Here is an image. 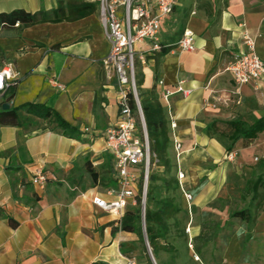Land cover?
<instances>
[{"label":"crops","instance_id":"0c3cea01","mask_svg":"<svg viewBox=\"0 0 264 264\" xmlns=\"http://www.w3.org/2000/svg\"><path fill=\"white\" fill-rule=\"evenodd\" d=\"M218 2L211 16L192 13L185 21L175 8L162 23L161 43L173 45L184 25V31L195 36V50L150 53L139 72L144 77L141 91L155 90L166 110L171 157L177 158L175 142L182 146L184 193L193 198L190 206L182 196L183 209L190 206L193 212V207H201L214 220L228 210V200L242 205L248 181L264 176V132L250 143L239 141L232 153L207 132L215 121L224 129V123L233 120L253 125L264 119V80L239 86L228 71L234 55L247 51L245 36L254 40L264 61V0ZM56 7L57 0H0V14ZM57 44L60 48L53 49ZM110 51L99 12L74 23L37 25L21 34L0 30V70L10 67L14 76L0 93V113L28 103L44 104L80 134V139L69 138L42 121L30 129L0 123V264H126L131 256L123 253L122 245H139L136 235L122 231L119 218L92 202L93 196L112 201L108 191L118 187L104 137L119 121L117 82L104 66ZM179 88L192 93L185 97ZM38 169L49 178L43 189L32 183ZM263 215L251 242L257 241ZM241 224L240 240H234L222 259L203 255L206 263L257 261L244 254L248 230L245 222ZM182 227L188 240L175 238L161 245L175 248L172 264H199L194 237L201 226L189 220ZM161 253L155 260L168 264L160 263Z\"/></svg>","mask_w":264,"mask_h":264},{"label":"built area","instance_id":"2783aa9c","mask_svg":"<svg viewBox=\"0 0 264 264\" xmlns=\"http://www.w3.org/2000/svg\"><path fill=\"white\" fill-rule=\"evenodd\" d=\"M99 2L100 21L111 44V51L104 61V66L110 71L109 74L112 73L113 76L110 78H115L118 87L119 121L104 133L106 149L114 158L118 187L108 191V195L113 197L112 201L93 196L92 202L98 208L122 220L128 206L136 205L134 198L139 190L140 181L143 180L141 208L142 226L145 230L151 152L138 94L135 63L138 61L144 65L146 55L161 52L164 47L160 38L162 23L173 14L177 0H100ZM244 43L247 51L235 54L233 63L228 68L234 82L239 86L264 80V61L256 53L254 40L245 36ZM165 48H174L182 53L193 52L195 36L192 31L185 30L177 43ZM13 77L10 67L0 70V93L11 86ZM52 84L64 90V86L54 81ZM178 91L185 97L192 93L183 88H179ZM131 96L135 99L137 114L132 108ZM172 128L175 129V125H172ZM90 130L85 128L84 132L89 133ZM181 148V144L175 142L178 162ZM184 177L179 171L180 183ZM48 181L49 178L42 169L36 170L32 180L35 186L43 189ZM185 198L189 203L192 201V196L189 194H185ZM126 264H138V262L134 258H129Z\"/></svg>","mask_w":264,"mask_h":264},{"label":"trees","instance_id":"16d2710c","mask_svg":"<svg viewBox=\"0 0 264 264\" xmlns=\"http://www.w3.org/2000/svg\"><path fill=\"white\" fill-rule=\"evenodd\" d=\"M99 7V1L92 2L88 0H57V7L52 11L31 13L26 10L18 9L10 13L0 14V30H16L19 32V34H21V32H23L25 29L37 25L74 23L98 13ZM184 29L185 26L183 25L182 29L177 34L178 37L183 35ZM178 40L176 42H178ZM176 42H174V44ZM36 46L43 47L42 44H36ZM59 48L60 44H57L53 47V49ZM171 49L172 48H165L164 45L160 54L165 56L171 51ZM143 84L144 77L142 74H138L137 85L141 92L139 99L150 142L151 162L153 159H156L163 166L164 170L170 172L171 165H173V159L169 151L171 138L166 110L161 104L160 98L156 94L155 90L147 93L141 91ZM131 105L134 109V112L137 114L138 108L133 96H131ZM39 121H42V123L49 128L62 129L64 135L69 138L80 139V134L76 128L65 121L58 112L44 104L28 103L0 113V123L5 126H15L30 129L32 127H40L41 124ZM218 123L219 122L216 121L212 123L208 127L207 132L210 136L216 137L220 141V143L225 147L227 153H232L239 141L243 140L246 143H250L256 140L260 133L264 132V119L255 121L253 125H249L246 122L237 119L224 123V129H219ZM138 125L140 128L141 126L139 118ZM156 181H158V178L154 175H151L150 171V184H148L146 202L147 207L145 214V233L147 236V242L152 248V253L155 259L161 252L169 254L176 253L175 248L168 245L163 246L159 241L167 240L170 232L168 220L173 218L180 211L179 206L175 204L174 200L163 198L160 192L156 190L154 186ZM142 184L143 180L140 181L139 190L134 198L136 205L132 206L130 204L128 206L125 216L121 220V229L124 232L136 235L139 245H146L144 229L142 226ZM263 194L264 176L249 180L246 189L244 190V194L242 195V200L244 201L246 200L247 196H251L249 204L240 210H235L229 215L231 219H239L240 221L247 224V240H249V236L257 224L259 213L264 206V197H262ZM135 248H137L136 245H132V247L129 248L126 245L125 249V245H122V251L126 255H130V253L133 252ZM146 249L147 246L143 248L145 253ZM146 264H153L151 257L146 258Z\"/></svg>","mask_w":264,"mask_h":264},{"label":"rangeland","instance_id":"374dc122","mask_svg":"<svg viewBox=\"0 0 264 264\" xmlns=\"http://www.w3.org/2000/svg\"><path fill=\"white\" fill-rule=\"evenodd\" d=\"M220 1V0H218ZM216 0H177V4L175 6L177 13L180 15L182 21H185L187 16L192 15V13L198 14V15H204V16H211L215 12V8H217L219 2ZM216 2V3H215ZM175 10V9H174ZM217 10V9H216ZM180 19V20H181ZM169 21L166 23V29L170 31L169 28ZM162 32L165 33L164 29L162 28ZM161 32V33H162ZM168 33V32H167ZM182 35H180L178 38L180 39ZM143 66L141 63L136 61L135 68H136V79L138 83V74L140 72V68ZM140 89L138 88V94L140 95ZM228 135V134H226ZM173 159V165H171L170 172H167L164 170L163 166L158 162L156 159H153L151 162V175H154L158 178V181L155 182L154 186L158 192H160L161 196L163 198H168L174 200L175 204L179 206V213L176 214L173 218L168 220V225L170 227V232L167 237V240H160V244L164 243H170L171 239L179 238V239H186L188 240L187 232L184 230L183 224H185L187 221H193L194 226H201L200 232L196 237H194V243H195V250L198 254L199 258L201 259V263L199 264H210L206 263L204 261L203 255H207V257L214 258V256H221V259L223 258V255L227 250L230 249V245L234 244V240L241 238L243 228L241 221L239 219H231L229 215L234 212L235 210H239L240 208H244L249 204V199H246L245 201H242V205L238 204L235 200H228L230 201V206L228 210H223L221 215H217L215 217V220L212 219V216L208 215L207 211L202 210L201 207H193L190 208L192 201L188 204V209H183V203H182V196H185V186L187 184L186 178L181 181L178 179V173L180 171V162H178L177 158ZM178 179V180H177ZM150 184V182H149ZM202 185V184H201ZM187 200V199H186ZM193 206V204H192ZM147 207V204H146ZM219 208V207H218ZM226 208V207H225ZM255 209V207H254ZM264 213V207L261 211V214ZM259 215V216H260ZM214 220V221H213ZM225 220V223L222 221ZM262 221V229L257 233V241L251 242L254 235V231L249 236V240L244 243V254L245 256H252L254 255L256 257L255 262H252L250 264H264V215L261 218ZM208 222H216L215 225L208 224ZM185 226V225H184ZM205 243V244H204ZM135 250L130 253L131 258H134L137 260L138 264H146V258L150 257L147 249L146 253L143 251V248L146 247L144 244H140L136 246ZM151 251L152 248L149 245ZM153 255V253H152ZM161 261L160 263L166 261L168 264L172 262V260L175 258L172 254L168 253H161ZM154 257V255H153ZM198 257L195 256L196 260H199ZM155 259V258H154ZM214 260V259H213ZM153 264H158V261L155 260V263L152 261ZM172 264V263H171ZM190 264H197V263H191ZM211 264H221L220 262H214Z\"/></svg>","mask_w":264,"mask_h":264},{"label":"water","instance_id":"95a60500","mask_svg":"<svg viewBox=\"0 0 264 264\" xmlns=\"http://www.w3.org/2000/svg\"><path fill=\"white\" fill-rule=\"evenodd\" d=\"M144 234H145V242H146V246H147V249H148V253H149L150 257H151V260L155 263V259H154L153 255H152V251H151V249H150V247L148 245V242H147V236H146L145 230H144Z\"/></svg>","mask_w":264,"mask_h":264}]
</instances>
